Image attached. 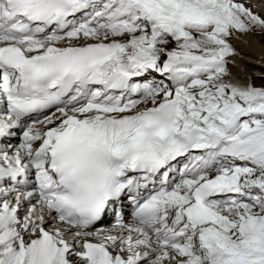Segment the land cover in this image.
Listing matches in <instances>:
<instances>
[{
    "label": "snow or ice",
    "instance_id": "snow-or-ice-1",
    "mask_svg": "<svg viewBox=\"0 0 264 264\" xmlns=\"http://www.w3.org/2000/svg\"><path fill=\"white\" fill-rule=\"evenodd\" d=\"M0 264H264V0H0Z\"/></svg>",
    "mask_w": 264,
    "mask_h": 264
},
{
    "label": "bare ground",
    "instance_id": "bare-ground-1",
    "mask_svg": "<svg viewBox=\"0 0 264 264\" xmlns=\"http://www.w3.org/2000/svg\"><path fill=\"white\" fill-rule=\"evenodd\" d=\"M255 2H259V0H255ZM248 39L251 41V43L254 45V50H252V51H249V49H247V48H244L242 45H240L238 42H236V41H233V43H234V45L236 46V47H238V48H240L241 49V51H244V52H246V53H248L249 55H255V54H257V53H259V52H261L262 51V48H261V45L259 44V38H257V37H248ZM241 63H246V62H244V61H241ZM247 67L248 68H252V67H254L253 65H247ZM233 71L235 72L236 70L235 69H233ZM257 83H259V81H256Z\"/></svg>",
    "mask_w": 264,
    "mask_h": 264
}]
</instances>
